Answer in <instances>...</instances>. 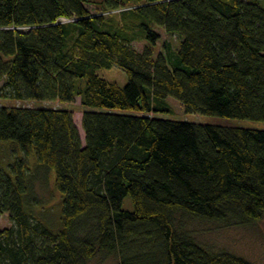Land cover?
<instances>
[{
    "label": "trees",
    "instance_id": "trees-1",
    "mask_svg": "<svg viewBox=\"0 0 264 264\" xmlns=\"http://www.w3.org/2000/svg\"><path fill=\"white\" fill-rule=\"evenodd\" d=\"M155 29L177 46L155 53ZM112 67L123 86L98 74ZM0 82V150L16 152L0 156L14 224L0 264H251L209 252L186 223L261 220L264 128L162 115L172 98L185 114L264 123V0H0ZM49 179L57 227L34 214L33 184Z\"/></svg>",
    "mask_w": 264,
    "mask_h": 264
},
{
    "label": "rangeland",
    "instance_id": "rangeland-1",
    "mask_svg": "<svg viewBox=\"0 0 264 264\" xmlns=\"http://www.w3.org/2000/svg\"><path fill=\"white\" fill-rule=\"evenodd\" d=\"M88 9L91 14H96L98 12V10L92 6H88ZM115 13L116 12L109 14ZM155 31L160 37L154 49L155 53L161 51V43L163 41L170 44L173 48L177 46V38L175 36L167 35L160 29H155ZM142 45V42L133 43V46L136 48H141ZM98 74L108 82L116 83L118 86H123L126 83V77L123 72L115 67L100 69L98 70ZM5 102L7 101L0 100V104ZM79 103V97H75L73 104L69 106V109L73 112V119L77 126L79 125L81 113ZM166 103L171 111L162 115L164 117L199 122L219 121L245 127L264 128V123L260 122L248 120H222L214 117L185 114L181 104L172 98H168ZM28 105H33V103H28ZM41 105L51 107L57 106L56 104L46 102ZM15 153L16 152H10L5 147L0 150V156L3 158L4 162H8L9 158L16 155ZM33 188L40 201V205L34 210L35 216L43 221H46L45 218H47L51 220V224L57 227L59 224L58 201L60 196L54 189L52 180L49 179L47 183L36 181L33 184ZM122 208L131 210V203L128 197L123 199ZM13 226L14 224L7 214L0 215V230ZM186 230H189L194 239L211 253L228 252L251 264H264V214L261 220L247 226L227 227L214 222L189 220L186 223ZM86 264H115V258L109 257L105 260H101L99 257H94L87 261Z\"/></svg>",
    "mask_w": 264,
    "mask_h": 264
}]
</instances>
